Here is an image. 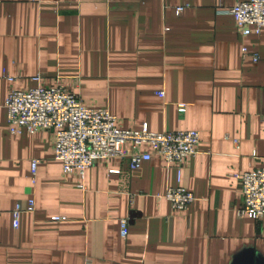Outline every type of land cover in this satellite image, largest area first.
Returning a JSON list of instances; mask_svg holds the SVG:
<instances>
[{
    "label": "crops",
    "instance_id": "crops-1",
    "mask_svg": "<svg viewBox=\"0 0 264 264\" xmlns=\"http://www.w3.org/2000/svg\"><path fill=\"white\" fill-rule=\"evenodd\" d=\"M248 1L0 0V264H264V218L239 217L236 179L264 169V29L244 37L222 13ZM40 87L122 130L198 131L199 154L181 180L159 157L98 160L81 179L53 131L10 132L9 94ZM179 186L195 196L184 211L165 198Z\"/></svg>",
    "mask_w": 264,
    "mask_h": 264
},
{
    "label": "built area",
    "instance_id": "built-area-1",
    "mask_svg": "<svg viewBox=\"0 0 264 264\" xmlns=\"http://www.w3.org/2000/svg\"><path fill=\"white\" fill-rule=\"evenodd\" d=\"M182 11V8L177 10L179 13ZM222 13L235 18L236 26L244 37L253 33L259 35L264 29V0L238 3L230 12ZM246 57L259 61L257 54L244 48L243 58ZM158 95L164 97L163 92ZM6 109L12 135L22 131L33 135L53 131L56 159L63 163L65 172L76 173L81 179L98 160H126L132 170H137L143 163L159 157L177 170L181 180L184 164L199 154L201 136L198 131L155 133L146 126L141 131L122 130L117 126V118L109 111L90 109L77 96L60 87L12 91L7 98ZM146 148L150 151H145ZM39 163L33 162L34 175ZM236 179L243 188L239 217L264 218V169L236 175ZM165 198L178 211L188 209L195 201L194 194L183 186L169 189ZM33 210V202H29L27 207L19 204L13 212L14 228H19L23 213ZM120 223L121 235L127 238L129 220L124 219ZM87 264H92V261Z\"/></svg>",
    "mask_w": 264,
    "mask_h": 264
}]
</instances>
